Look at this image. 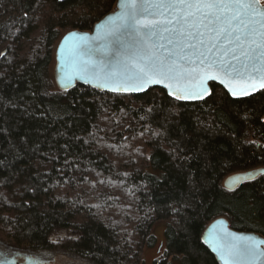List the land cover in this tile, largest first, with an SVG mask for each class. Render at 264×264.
<instances>
[{
    "label": "trees",
    "instance_id": "trees-1",
    "mask_svg": "<svg viewBox=\"0 0 264 264\" xmlns=\"http://www.w3.org/2000/svg\"><path fill=\"white\" fill-rule=\"evenodd\" d=\"M116 2L0 0V239L48 252L59 232L72 231L75 256L141 264L163 222L165 252L153 264H218L201 240L214 220L264 239V176L223 188L227 177L264 166V91L232 99L211 84L198 103L160 89L50 93L61 33L90 32ZM129 144L141 147L138 162L125 154ZM114 194L127 202L116 226L106 221Z\"/></svg>",
    "mask_w": 264,
    "mask_h": 264
},
{
    "label": "snow or ice",
    "instance_id": "snow-or-ice-1",
    "mask_svg": "<svg viewBox=\"0 0 264 264\" xmlns=\"http://www.w3.org/2000/svg\"><path fill=\"white\" fill-rule=\"evenodd\" d=\"M120 9L98 37L96 52L109 62L92 60L77 42L75 71L66 78L91 75L101 81L94 86L113 91L163 84L178 100L209 94V80L233 95L264 88V0H120ZM260 243L225 232L214 237L213 250L223 264H264ZM10 255L0 251V264H15Z\"/></svg>",
    "mask_w": 264,
    "mask_h": 264
},
{
    "label": "water",
    "instance_id": "water-1",
    "mask_svg": "<svg viewBox=\"0 0 264 264\" xmlns=\"http://www.w3.org/2000/svg\"><path fill=\"white\" fill-rule=\"evenodd\" d=\"M120 9V0H117L115 7L112 12L105 15L102 19H100L92 28L90 32H79V31H70L67 32L65 35L61 37L59 40L55 53H54V59H55V67H54V81L58 88V90L62 93L69 92L71 89H73L76 85H80L83 87H89L94 90H98L100 92L108 93V94H115V95H141L148 90L151 89H160L166 93V95L169 98H175V95H169V88L164 87L163 84H152L144 88L143 90H135V91H124L117 89L115 91L110 90V88H101L94 86L95 84L101 83V81L95 80L91 75H88L86 78H77L79 74L73 76L72 79L66 78V74L73 73L75 71V64L77 63V57L73 53V47L77 42L82 43L86 46V49L90 52H92L91 59L95 61L103 60L104 63H108L110 58H105L101 54L96 52V49L99 46V40L98 37L102 34L106 24L108 23V18L113 17L115 18V14L119 12ZM84 38L81 40V38ZM97 38V39H94ZM80 59H88V57H80ZM215 84L219 87H221L230 98L232 99H244L251 97L253 95H256L257 93L264 91V88H260L257 86L255 90H249L248 95H233L228 91L227 88L222 85L219 80H209L207 81V87L209 89V94H205L202 98H182L179 99V101L183 103H198L206 100L210 96V85ZM238 88L244 87V85L241 83L239 85H236ZM174 91V86H173ZM178 100V99H177ZM256 173L255 178L253 179H243L239 181H234L235 177H246L248 173ZM264 172V166L253 169L247 172L242 173H236L229 177H227L223 182V188L227 191H234L239 186H241L244 183L251 182L255 180L256 178L264 175H260L259 173ZM231 189V190H230ZM231 233L239 237H252L255 240L260 241V247L261 249H264V239L253 233H247V232H238L230 228L228 221L225 218H219L208 224L206 228L204 229L201 240L202 243L205 245V247L208 249V251L214 256L218 264H223V260L220 258L218 253L213 250V243H214V237H216L218 234L223 233ZM224 243H227V241H224Z\"/></svg>",
    "mask_w": 264,
    "mask_h": 264
},
{
    "label": "rangeland",
    "instance_id": "rangeland-1",
    "mask_svg": "<svg viewBox=\"0 0 264 264\" xmlns=\"http://www.w3.org/2000/svg\"><path fill=\"white\" fill-rule=\"evenodd\" d=\"M65 34H66L65 32L61 33L60 39ZM58 42L54 45L52 49L53 57H52V62L49 67L48 85H49V92L52 94H58L60 92L55 84L54 75H53L54 67H55L54 53H55ZM103 122H104V119H103ZM129 145H126L125 147V151H126L125 154L131 157L133 156L135 162H138L137 157L138 155H140L139 149L141 147H138V145L137 146L135 145L131 149L132 146L131 145L129 146ZM100 182L102 181L99 180L98 184H100ZM93 183H96V182H93ZM102 183L104 184L106 183L105 185H108L109 181L106 180L105 182H102ZM112 199L117 201V203L119 201L118 207L112 212V214H109L110 216H107L106 221H108L111 225L114 224V226H116L117 224L116 219L119 216V212L121 213L120 208H122V206H124L127 202H125L126 200L124 199V196L120 197L117 194L116 195L114 194V198L113 196H111V200ZM99 209H101V205H99L96 210L99 211ZM127 214L128 216H130L129 212H127ZM165 228H166V224L163 222L156 223L153 226L151 230V235L154 238V244L152 247L143 249L142 255H141V264H153L154 261L161 259L163 257L164 252H165V238H164ZM124 231L126 232L127 230H124ZM127 232L128 234H130L129 231ZM77 237L78 236L72 231H61L55 236L53 247L48 252L30 251V253L33 254L34 256H38L42 260H47L45 264H93L90 261H87L85 259H82L78 256L73 255L67 250V246H69V244L72 241H76ZM5 246L13 247L0 239V249L4 248ZM18 252H21V251L19 250ZM25 253L28 254L27 252ZM22 262H23L22 259H18V263H22Z\"/></svg>",
    "mask_w": 264,
    "mask_h": 264
},
{
    "label": "flooded vegetation",
    "instance_id": "flooded-vegetation-1",
    "mask_svg": "<svg viewBox=\"0 0 264 264\" xmlns=\"http://www.w3.org/2000/svg\"><path fill=\"white\" fill-rule=\"evenodd\" d=\"M19 250L21 252H18ZM0 251H9L11 253L9 259H14L15 264H45L47 261L40 259L38 256H34L30 253L29 250L5 246L4 248L0 249ZM25 252H27L28 254H26ZM18 259H22L23 262L18 263Z\"/></svg>",
    "mask_w": 264,
    "mask_h": 264
}]
</instances>
